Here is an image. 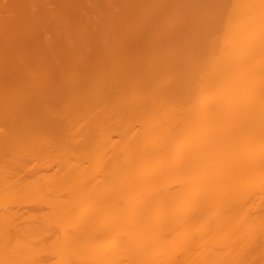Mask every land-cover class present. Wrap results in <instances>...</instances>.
Here are the masks:
<instances>
[{"label": "bare ground", "instance_id": "6f19581e", "mask_svg": "<svg viewBox=\"0 0 264 264\" xmlns=\"http://www.w3.org/2000/svg\"><path fill=\"white\" fill-rule=\"evenodd\" d=\"M0 264H264V0H0Z\"/></svg>", "mask_w": 264, "mask_h": 264}]
</instances>
